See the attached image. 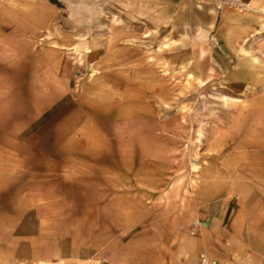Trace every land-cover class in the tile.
I'll return each instance as SVG.
<instances>
[{"label": "rangeland", "instance_id": "374dc122", "mask_svg": "<svg viewBox=\"0 0 264 264\" xmlns=\"http://www.w3.org/2000/svg\"><path fill=\"white\" fill-rule=\"evenodd\" d=\"M1 2L13 6H0L1 115L65 92L68 151L47 154L70 191L6 220L41 242L0 246V264H52L16 259L35 246L120 264L264 263V0ZM59 52L98 62L67 88L49 71Z\"/></svg>", "mask_w": 264, "mask_h": 264}, {"label": "crops", "instance_id": "0c3cea01", "mask_svg": "<svg viewBox=\"0 0 264 264\" xmlns=\"http://www.w3.org/2000/svg\"><path fill=\"white\" fill-rule=\"evenodd\" d=\"M19 5V4H18ZM15 5V6H18ZM0 6L13 7L11 4L1 2ZM1 7V8H2ZM29 28V27H28ZM36 26H31L30 29H35ZM20 30H22L20 28ZM18 33H21L20 31ZM26 29H24L25 31ZM29 32V30L25 31ZM35 34V33H34ZM16 36L18 34L16 33ZM3 40L11 39L9 34L1 36ZM3 40L0 42L2 43ZM6 53L9 48L3 46L2 48ZM98 53V52H97ZM96 56L92 59L85 57L84 62L81 64L78 62L79 57L70 54L65 55V52L56 53L55 56L50 57L49 71L51 76L60 80L64 85L69 88L75 77H77V71L83 70L86 64L95 66L98 62ZM49 58V59H50ZM91 60V61H90ZM64 91L53 92L51 94L52 99L55 100L51 103L47 96L46 100L43 96L40 98H33L30 108V112L27 115H21V118L14 115L12 109L9 110L10 114L1 115L0 111V246H9V244H38L41 242V237L38 235L22 236L12 235L15 234L19 226L23 223L18 220L13 222L12 225L6 223L8 218L22 219L24 216L16 215L23 214L25 211H30L32 208L40 205L44 209H50L51 205H55L56 195L63 196L68 194L70 189L65 186H54V159L52 155H48L47 151L57 148L59 145L60 152L63 148H66L67 140V118L66 110L63 105H60V97L64 95ZM55 95V97H54ZM1 103V102H0ZM9 125V126H7ZM53 132L56 133L55 144L53 146ZM65 151H68L66 148ZM58 162L61 167H56L57 171L63 173L64 163L68 162V156L63 154L59 156ZM68 165V164H67ZM67 167V166H66ZM49 205V206H48ZM16 216V217H15ZM21 228V227H20ZM19 228V229H20ZM24 225L22 226V230ZM12 230V231H11ZM25 233V232H23ZM33 252L27 255L25 247L19 248L17 251V260H30L35 262H43L50 260L52 264H60L58 257L61 259H67V262L63 264H120V262L108 261L105 259V255L102 253H96L94 255L100 256L97 260V256L91 258L92 253L85 258H77L75 253L72 255H62L60 250H54L50 252H43L42 248L30 247ZM40 249V251H39ZM140 253H146V250H139ZM75 258L80 262L75 261ZM73 259L74 261H71ZM138 259V261H137ZM134 259L133 264H150L149 261L140 258ZM142 259L141 261H139ZM157 264H177V258L172 257L170 260L159 256ZM11 262V260H9ZM84 261L86 263H81ZM156 261H153L155 264ZM199 260L196 264H198ZM125 264V263H123ZM264 264V263H263Z\"/></svg>", "mask_w": 264, "mask_h": 264}, {"label": "built area", "instance_id": "2783aa9c", "mask_svg": "<svg viewBox=\"0 0 264 264\" xmlns=\"http://www.w3.org/2000/svg\"><path fill=\"white\" fill-rule=\"evenodd\" d=\"M198 264H218L217 260L209 257L207 254H201Z\"/></svg>", "mask_w": 264, "mask_h": 264}]
</instances>
